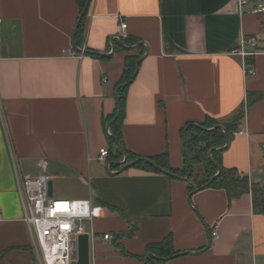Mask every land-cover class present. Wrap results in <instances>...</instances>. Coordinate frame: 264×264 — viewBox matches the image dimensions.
Masks as SVG:
<instances>
[{"label": "crops", "instance_id": "crops-1", "mask_svg": "<svg viewBox=\"0 0 264 264\" xmlns=\"http://www.w3.org/2000/svg\"><path fill=\"white\" fill-rule=\"evenodd\" d=\"M258 5L264 0H91L77 47L75 0H0V264L37 262L11 156L22 175L49 177L50 198L103 208L85 223L76 264H153L147 246L167 238L177 256L157 264H264V216L250 194L189 193L183 179L125 167L107 139L125 57L141 47L140 58L147 54L125 93L123 146L182 170L183 129L206 119L225 127L247 94L264 93V51L232 54L243 38L264 39ZM125 39L140 46L124 49ZM236 132L221 165L264 185V99L245 109Z\"/></svg>", "mask_w": 264, "mask_h": 264}, {"label": "trees", "instance_id": "trees-1", "mask_svg": "<svg viewBox=\"0 0 264 264\" xmlns=\"http://www.w3.org/2000/svg\"><path fill=\"white\" fill-rule=\"evenodd\" d=\"M75 1L79 7V15H81L87 0ZM84 20L85 16L81 18L77 32L74 35V41L77 47L80 46L82 42ZM136 44V41L125 39L123 48L127 49L135 46ZM139 49L140 51L138 55H129L125 57L121 79L116 87V93L118 94L116 111L109 121L115 119L116 116L117 118L110 126L111 135H108L107 137L109 143L115 145V147L116 143H118L124 148L121 128L125 116V93L127 87L121 88V85L128 83L135 74L137 62L144 53L143 50H141V47H139ZM95 56L97 57L99 55L96 54ZM263 99L264 93L247 94L245 109L247 110L252 104ZM245 109H241L237 112L232 122L223 127L226 134L221 129L207 131V129H212L217 126L215 122L208 119H206L204 124L199 125V128L191 126L187 128L185 132L183 129L182 136L184 141L187 140L188 142L189 156L193 165L192 174L186 182L188 184L189 193H191L194 190L204 188L210 179L217 174V167H215L208 159L209 152L213 151L212 159L220 169V173L208 187L225 191L229 200L237 198L243 194H250L253 212L264 216V185L260 186L258 184H250L247 177L241 176L237 170L224 168L218 157L220 154L218 149L225 145L226 142L231 139L233 133L237 131L238 123L243 119ZM111 136H113V138ZM116 150L118 156L121 157L122 153L117 147ZM138 159H140V157L127 152V162H133ZM163 159L164 155L161 157L149 158V160L152 161L159 169L174 175L172 178L182 180L187 177L189 172V162L186 156L184 158V168L180 171L169 168V166L163 163ZM135 167L153 173H161L158 169H155L144 162L135 164ZM146 251L153 253V256L159 259L151 261V263L154 262L156 264L163 263L161 260L177 256V252L174 251L170 238H167L160 243L148 245ZM2 256L3 252H0V258Z\"/></svg>", "mask_w": 264, "mask_h": 264}, {"label": "built area", "instance_id": "built-area-1", "mask_svg": "<svg viewBox=\"0 0 264 264\" xmlns=\"http://www.w3.org/2000/svg\"><path fill=\"white\" fill-rule=\"evenodd\" d=\"M245 3V1H240V5ZM261 12H264V7L261 5L253 11V13ZM120 28L125 35L126 24H121ZM261 51H264V39L249 37L243 38L239 49L232 51V54L245 58ZM245 74L254 75V68L246 65ZM240 133L234 132L233 134ZM108 155L107 150L101 151L99 160H105ZM11 160L23 221L32 240L37 264H71L78 238L82 235H89L85 223L101 218L103 208L93 205L90 200L50 198L48 196L50 183L48 176L42 175L35 178L24 176L20 173L13 156ZM211 236L214 239L218 237L216 227L211 231ZM103 239L111 240L112 237L104 235Z\"/></svg>", "mask_w": 264, "mask_h": 264}, {"label": "water", "instance_id": "water-1", "mask_svg": "<svg viewBox=\"0 0 264 264\" xmlns=\"http://www.w3.org/2000/svg\"><path fill=\"white\" fill-rule=\"evenodd\" d=\"M90 1H91V0H87V2H86L85 8H84L83 12L81 13V15H80V17H79V19H78V21H77V24H76V27H75V30H74V34H76V32H77V29H78V27H79V23H80L81 18L86 14V11H87V9H88V7H89ZM139 46H140V45H135V46L130 47V48L135 49V48H137V47H139ZM146 54H147V53H145V55H144L142 58H140V59L138 60L137 65H136V72H135V74L133 75V77L131 78V80H130L128 83H126V84H124V85H121V88H124V87L129 86V85L133 82V80L135 79L136 74H137L138 66H139L141 60H143V58H145ZM115 97H116V101H117V100H118V94H117V93L115 94ZM116 118H117V116L115 117V119H113V120L109 123V125L107 126V129L110 128L111 124L116 120ZM192 126H194V127H198V128L200 127L199 125H192ZM216 129H221V130L225 133L224 128L221 127V126H216V127L212 128V129H207V131H212V130H216ZM225 134H226V133H225ZM111 137L113 138V136H111ZM228 142H229V141L226 142V144H225V146H224L223 148H219L218 150H219V151H222V150L228 145ZM116 147L118 148V150H119V151L122 153V155H123V158H124V159H123V164H124L125 167H126V166H133V165H135V164H137V163H139V162H144V163H147V164H149L150 166L154 167L155 169H158L162 174L167 175V176H169V177H174V175H172L171 173L159 169V168H158V167H157L152 161H150L149 159H138V160H136V161H134V162H132V163L127 164V152H126L125 149H124L120 144H118V143H116ZM185 148H186V157H187L188 162H189V172H188L187 177L184 178L183 180L187 181V180L189 179L190 175L192 174V168H193V165H192V162H191V159H190V156H189V147H188V142H187V140L185 141ZM212 152H213V151L209 152V154H208V159H209V161H210L215 167H217V170H218V171H217V174H216L215 176H213V177L210 179V181L207 183V185H206L205 187H208V186H209V185H210V184H211V183H212V182L218 177V175H219V173H220V169L218 168V166L215 164V162H214L213 159H212ZM48 196L51 197V195H50V183H49V185H48ZM82 242H84V244L87 242V235H82V236H80V237L78 238L79 246L81 245ZM184 254H187V253H184ZM190 254H191V253H190ZM150 257L156 259V257L153 256V255H150ZM80 258H81V257H79V260H80ZM71 264H76V263L73 261Z\"/></svg>", "mask_w": 264, "mask_h": 264}, {"label": "rangeland", "instance_id": "rangeland-1", "mask_svg": "<svg viewBox=\"0 0 264 264\" xmlns=\"http://www.w3.org/2000/svg\"><path fill=\"white\" fill-rule=\"evenodd\" d=\"M110 145H111V146H112V148H113V146H114V145H113V144H111V143H110ZM36 261H37V260H36ZM36 264H37V262H36Z\"/></svg>", "mask_w": 264, "mask_h": 264}]
</instances>
